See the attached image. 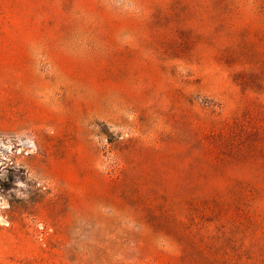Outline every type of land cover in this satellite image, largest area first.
<instances>
[{
    "label": "rangeland",
    "instance_id": "1",
    "mask_svg": "<svg viewBox=\"0 0 264 264\" xmlns=\"http://www.w3.org/2000/svg\"><path fill=\"white\" fill-rule=\"evenodd\" d=\"M0 264H264V0H0Z\"/></svg>",
    "mask_w": 264,
    "mask_h": 264
}]
</instances>
